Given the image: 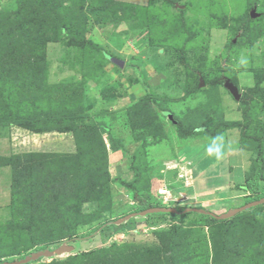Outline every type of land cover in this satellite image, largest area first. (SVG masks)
Instances as JSON below:
<instances>
[{
	"label": "rangeland",
	"instance_id": "1",
	"mask_svg": "<svg viewBox=\"0 0 264 264\" xmlns=\"http://www.w3.org/2000/svg\"><path fill=\"white\" fill-rule=\"evenodd\" d=\"M52 1L44 17L48 20L38 14L33 20L36 27L30 26L47 40L40 50L43 65L33 78L23 76L20 67L21 78L9 81L6 93L0 95V155L21 159L16 185L11 183V166L0 165L1 261L66 243L74 246L72 251L25 264L52 260L93 264L92 256L84 253L114 243L125 245L127 255L135 257L130 264H164L142 254L157 240L155 229L173 223L169 215L130 217L127 223L117 222L119 230L105 237L104 226L123 217L134 203L133 193L123 189L115 177L116 167L146 164L154 181L153 193L164 184L179 194L173 189L187 184L186 177H178L184 172L179 164L190 160L196 182L182 189L188 198L197 197L198 201L188 203L191 207L220 214L244 205L248 192L238 186L244 180L239 181L240 170L229 163L245 164L248 159V166H241L244 173L253 157L239 146L235 153L228 151V145L235 147L239 130L226 129L209 141L205 137L182 139L176 128L179 122L204 128L221 117L244 119L238 101L243 94H253L248 88L255 80L264 87V0ZM15 3L0 0V13L14 14L1 11L13 10ZM252 10L255 17L250 16ZM20 21L16 30L28 31ZM0 24L11 25L12 21L1 16ZM194 75L199 82L195 79L192 92ZM212 78L223 80L215 90L205 83ZM225 80L237 86L238 100L224 86ZM143 96L152 113L137 105ZM260 111L256 110L259 120L252 122L253 129L249 126L255 134H264V108ZM165 112L171 113L172 120ZM70 127H77L75 135L57 131ZM153 130L156 134L151 135ZM28 153L34 155L29 161ZM66 155H73L72 161H79L80 167L68 168L70 161H58ZM117 156L121 163L114 165ZM97 178L98 184H109L114 206L94 188ZM231 178L236 188H229ZM219 184L221 189L228 188L221 190L216 187ZM259 188L261 193L264 180ZM203 198L214 199L201 202ZM180 200L179 196L177 204ZM96 210H101V217L90 220L88 216ZM256 211L259 215L262 209ZM198 216L189 212L175 222L186 226ZM207 244L209 256L203 264H211L212 249ZM69 257L71 261L66 262ZM255 261L260 264L258 257Z\"/></svg>",
	"mask_w": 264,
	"mask_h": 264
},
{
	"label": "trees",
	"instance_id": "2",
	"mask_svg": "<svg viewBox=\"0 0 264 264\" xmlns=\"http://www.w3.org/2000/svg\"><path fill=\"white\" fill-rule=\"evenodd\" d=\"M52 2V0H16L13 10L1 11L14 12V14L0 13V17L5 16L12 21L11 25L0 24V95L6 93V84L10 83L9 81L17 82L21 78V74L20 76L18 74L20 67L23 70V76H25L24 74H30L31 78H33L34 76L36 77L38 73L37 69L43 65L42 61L44 60V56L40 53V50L44 49V44L47 40L38 37L37 34L30 30V26L33 25L36 27L33 20L37 18L38 14L40 18H44L45 14L49 15L48 12H50L51 8L49 9L48 6L50 7L51 5L49 3ZM14 19H16L15 22ZM44 19H46V21L48 20L47 18ZM18 21H20L21 24L25 22L29 28L28 31L25 30L24 33L18 32L16 30L20 24L17 23ZM195 79L197 80L196 83L199 82L197 76H195L192 82L194 86H191L192 92L196 89ZM222 82V79L212 78L211 80L206 79L205 83L213 90L216 86L222 84ZM248 91H253V94H246L250 98L243 94V98L238 101L241 104L240 110L244 118L243 120H227L221 117V119L214 122L213 125L207 124L204 128H197V126L192 125L187 127V125L183 126L179 122L176 128L177 136L182 139L205 137L209 141L211 138L219 137L226 129L235 128L239 130L240 136L237 141L238 146L249 151L250 157H253L249 169L245 172L244 182L238 185L240 187L239 189L248 192L243 196L244 202L264 196V190L261 191V193L259 192V183L261 184L264 180V134L252 133L249 127L252 126L253 129L252 122H257L259 120L256 110L261 109L259 112L260 114L264 108V87H259L255 80V84L249 87ZM213 94L215 93L211 91L210 96ZM147 100L148 98L146 99L144 96L140 97L138 98L137 105H139L140 109L143 108L147 112L152 113L148 106L149 104L147 105L146 103ZM250 100L254 102H250ZM127 113L130 114L131 112L128 111ZM76 130L77 127H70L67 128V130L57 131L73 132L72 134H74ZM153 134H156L154 130L151 135ZM1 137H3V135H0V138ZM79 152L80 151H77L74 154ZM33 156L34 155L28 153V161ZM19 157L18 155L13 157L0 155V165L11 166L12 168V185L17 184L16 180H18L19 175L16 168L21 161ZM72 157L73 155H66V157H61L58 161L62 163L67 160L70 161L66 163L68 168H79L81 163L78 161L77 164H75V162L72 161ZM76 157H78V155ZM134 158L135 160L137 159L136 156H134ZM37 165H40V163H37ZM131 169L134 175L130 180H125L120 175L115 176L116 178L118 177L117 179L120 178L123 189L133 193L131 197L134 203L129 210L124 211L123 215L132 211H140L148 207L162 205L159 202H155L151 195L153 193L154 181L152 180V174L147 165L142 164L139 166L137 162ZM90 171L92 170L88 171L89 176L91 175ZM37 172L41 171L37 170ZM98 178L94 180V188L96 186V189L102 192V196L108 198V205L114 206L115 203L112 201L113 193L111 192L109 184L107 186L98 184ZM175 206L179 209L185 207L177 203ZM256 209H262V212L256 215ZM102 210L106 209L104 208ZM100 211L101 210L98 212L96 210L92 212L91 215L88 214L90 215L88 218L90 220L100 218L102 215ZM189 212L192 211L182 213L159 212L169 215L173 223H170L168 227L161 226L155 229L154 236H156V238L154 237V239L157 240L154 244L152 243L153 241L150 243L151 248H145L142 254L143 258L149 259L147 256L152 255L153 260L164 262V264H193V262L203 264L204 259H206V261L208 260L210 248L208 249L207 243H209L212 249L211 264H237L238 262L242 264H254L256 263L255 257H258V263L264 264V261L262 262L264 259V203L238 212L234 216L225 219H218L209 214L195 212L199 216L189 220L186 226L179 225L178 223L176 224V219H180L181 216H185V214ZM149 216L150 214L146 215L145 219H148ZM127 222L128 221L125 223ZM148 224L154 225L151 223ZM195 227H198L197 231ZM203 227L207 228L205 232ZM193 229L197 235L196 233L193 234ZM104 230L107 234V236L105 234V237H108V235L113 234L115 231L117 232L119 229L113 221L110 225L104 226ZM195 246L199 247L198 251L195 250ZM127 250L128 248L125 245L119 247L112 243L109 247L104 249H97L84 254L92 256L94 259L92 261L93 264H130L129 262H133L135 257L131 258L128 256L126 253ZM1 257H3V255L0 254V261ZM71 259L72 257H69L66 262H70ZM144 261L148 262V260ZM52 263L56 264V261L52 260V262H46V264Z\"/></svg>",
	"mask_w": 264,
	"mask_h": 264
},
{
	"label": "water",
	"instance_id": "3",
	"mask_svg": "<svg viewBox=\"0 0 264 264\" xmlns=\"http://www.w3.org/2000/svg\"><path fill=\"white\" fill-rule=\"evenodd\" d=\"M255 15H257V13L252 10L250 12V16L255 17ZM224 86L229 90V92L234 97V99L238 100L239 92H238L237 86L232 84V82H230V80H225ZM165 113L168 116V118L170 120H172L171 113H169V112H165ZM263 203H264V196H262L261 198H258V199H254V200L245 202L244 205H241V206H238L235 208H231V209L227 210L226 212H223L220 214H215L209 210H205L203 208H197L194 206L193 207L185 206L182 209H179L175 206H152V207H148V208H145V209L137 211V212H129L128 214L121 217L119 220H116L115 223H117L119 221H126L130 217H135L137 215L146 216V215L151 214V213H159V212H162V213H182V212L192 211V212H198V213H203V214H209V215L213 216L214 218H218V219H225V218H230V217L234 216L238 212H241L243 210L257 206L259 204L261 205ZM73 248H74L73 245L62 243L54 249L44 248V249H40V250H35V251L30 252L29 254H26L22 258H17V259H14L12 261L2 260V261H0V264H25V263H28L29 261L37 260L40 257H48V256H53V255H59L60 256V254H62L63 252L72 251Z\"/></svg>",
	"mask_w": 264,
	"mask_h": 264
},
{
	"label": "crops",
	"instance_id": "4",
	"mask_svg": "<svg viewBox=\"0 0 264 264\" xmlns=\"http://www.w3.org/2000/svg\"><path fill=\"white\" fill-rule=\"evenodd\" d=\"M238 143L237 142H235V147H231L230 145H228V148H229V150L228 151H233V153H235V151L234 150H236V151H238ZM240 148V147H239ZM240 149H242V148H240ZM240 151V150H239ZM232 153V154H233ZM231 154V155H232ZM119 157L117 156V157H115L114 158V162L112 163V164H114V165H117V163H121L120 162V160H117ZM178 159V158H177ZM247 159V158H246ZM179 160V159H178ZM180 163V161H176V163ZM187 162H189V163H187ZM116 163V164H115ZM178 163V164H179ZM191 163V164H190ZM229 164H233V166H235L236 167V169H239L240 170V177H241V179L239 180V181H243L244 180V178H245V172H246V170H244V173H243V171H242V169H241V166L242 165H246L245 166V168L248 166V159H247V162H245V164H242V163H240V161H234V162H232V163H229ZM180 166H184V171H185V177H186V179H187V184H186V186H184L183 184H182V186H179V187H176V189H173L175 192H177V193H179V194H175V195H178V196H180V198H181V201H179L180 203L178 204V205H181V206H192V205H190V204H188V203H190V202H196V201H198V199H197V197L196 198H192V199H190V198H188V195L184 192L185 190L184 189H182V188H186V187H190L192 184H190V183H193L194 184V182H196V181H193L194 179H193V174L195 173V171L193 170V168H192V161H190V160H186L185 161V163H180L179 164ZM194 165V164H193ZM230 167L231 166H229V173L231 172V169H230ZM196 169H197V165H196ZM115 173H117V174H119L120 173V176L121 177H123L124 176V178L123 179H125V180H130V179H132V177H133V170H131L130 168H128V167H123V166H119L118 165V167H116V171H115ZM198 173V172H197ZM239 177V175H238V178H240ZM230 184L231 185H229L230 187L229 188H236L235 186H236V183H235V179L234 178H231V181H230ZM239 184H240V182H239ZM220 186V184L218 185V186H216L217 188H219V189H221V187H219ZM215 187V188H216ZM228 188V186H226L225 188H222L221 190H225V189H227ZM222 198H224V197H222ZM214 199V198H213ZM213 199H205V198H203V199H201V202H205V201H209V200H213ZM194 205V204H193ZM194 206H196V205H194Z\"/></svg>",
	"mask_w": 264,
	"mask_h": 264
},
{
	"label": "built area",
	"instance_id": "5",
	"mask_svg": "<svg viewBox=\"0 0 264 264\" xmlns=\"http://www.w3.org/2000/svg\"><path fill=\"white\" fill-rule=\"evenodd\" d=\"M189 163V162H187ZM178 163H176L177 165ZM182 168V166H180V169ZM183 170H184V166H183ZM182 171V170H181ZM179 178L185 177V171L184 172H179L178 174ZM183 175V176H180ZM156 193H157V197H158V201L159 203H162L163 205H172L174 203H177L179 196L173 194L164 184H160L157 189H156Z\"/></svg>",
	"mask_w": 264,
	"mask_h": 264
},
{
	"label": "clouds",
	"instance_id": "6",
	"mask_svg": "<svg viewBox=\"0 0 264 264\" xmlns=\"http://www.w3.org/2000/svg\"><path fill=\"white\" fill-rule=\"evenodd\" d=\"M117 175H119V174H116V176H117ZM185 186H186V185H185ZM156 189H157V187L155 188V191H154L153 194L155 195V198L158 199V197H157V193H156ZM169 190H170V189H169ZM171 190H172V189H171ZM171 190H170V191H171ZM171 192H172V191H171ZM132 201H133V200H132ZM132 201H131V202H132ZM180 201H181V200H180ZM161 204H162V203H161ZM172 205L175 206L176 203H175V204H172ZM172 205H163V204H162V205H160V206H172ZM175 207H176V206H175ZM151 214H152V213H151ZM138 216H140V215H138ZM142 217H145V216H142Z\"/></svg>",
	"mask_w": 264,
	"mask_h": 264
}]
</instances>
